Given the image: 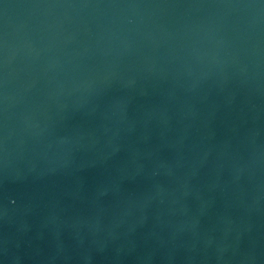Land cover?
<instances>
[{"label":"water","instance_id":"95a60500","mask_svg":"<svg viewBox=\"0 0 264 264\" xmlns=\"http://www.w3.org/2000/svg\"><path fill=\"white\" fill-rule=\"evenodd\" d=\"M0 264H264V0H0Z\"/></svg>","mask_w":264,"mask_h":264}]
</instances>
